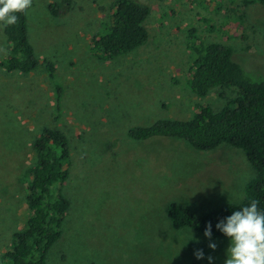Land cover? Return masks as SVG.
<instances>
[{
  "label": "rangeland",
  "instance_id": "obj_1",
  "mask_svg": "<svg viewBox=\"0 0 264 264\" xmlns=\"http://www.w3.org/2000/svg\"><path fill=\"white\" fill-rule=\"evenodd\" d=\"M113 1L32 0L28 34L41 67L30 75L0 70V232L21 228L28 216L23 170L34 156L31 140L47 126L67 136L72 159L61 187L69 208L47 264H207L195 260L194 248L223 264L227 239H215L214 252L193 229L200 243L188 241L191 229L174 227L166 209L174 203L200 217L241 203L253 178L243 151L199 152L178 139L135 142L126 133L158 119L191 120L196 103L222 106L218 92L200 99L186 85L189 27L230 47L251 79H264V9L246 10L242 0H138L151 9L147 44L101 63L89 40ZM4 41L0 25V59ZM45 63L55 68L51 79ZM55 86L62 88L58 108Z\"/></svg>",
  "mask_w": 264,
  "mask_h": 264
},
{
  "label": "trees",
  "instance_id": "obj_2",
  "mask_svg": "<svg viewBox=\"0 0 264 264\" xmlns=\"http://www.w3.org/2000/svg\"><path fill=\"white\" fill-rule=\"evenodd\" d=\"M255 4L264 9V0L241 1L246 10ZM28 9L16 13L18 20L15 24L2 25L5 41L0 70L5 73L30 75L41 67L36 56L37 48L28 34ZM150 10V6L142 1L114 0L107 20L99 23L89 40L91 56L101 63H111L145 46L149 39L145 24ZM49 11L56 17L58 5L51 4ZM203 22L209 25L207 19ZM262 24L264 37V22ZM184 33L188 51L186 85L189 91L200 99L218 92L222 106L214 109L210 105L196 103L191 120L158 119L147 126L129 128L126 136L135 142L178 139L199 152H210L223 145L243 151L253 170V178L244 187L241 203L226 204L200 217L174 203L166 209L174 227L193 229L203 236L205 224L211 222L214 239H226L215 230L214 225L219 219L252 200L259 201L258 207L264 210V79H251L233 60L230 47L203 41L193 27L184 30ZM44 66L49 78H53L54 66L51 63ZM227 91L232 96L228 97ZM54 92L58 108L62 88L55 86ZM116 142L117 139L113 143ZM30 147L34 156L22 176L28 216L21 228L16 230L10 226L6 232H0V264H47V251L61 237L62 224L69 208V203L61 194V187L69 178L72 160L67 136L60 129L43 126L31 140ZM1 173L0 186L5 185L2 179L6 177V172L2 176ZM0 189L5 190L4 187Z\"/></svg>",
  "mask_w": 264,
  "mask_h": 264
},
{
  "label": "clouds",
  "instance_id": "obj_3",
  "mask_svg": "<svg viewBox=\"0 0 264 264\" xmlns=\"http://www.w3.org/2000/svg\"><path fill=\"white\" fill-rule=\"evenodd\" d=\"M31 3L32 0H0V25L15 24L18 20L16 13H23ZM258 204L259 201L252 200L215 223V230L228 241L223 264H264V210ZM203 237L208 242L207 248L214 252L217 243L211 222L205 224ZM188 241L200 243L193 236L192 229ZM193 257L197 261L206 259L207 264H214L215 260L212 255L205 257L203 248H194Z\"/></svg>",
  "mask_w": 264,
  "mask_h": 264
},
{
  "label": "crops",
  "instance_id": "obj_4",
  "mask_svg": "<svg viewBox=\"0 0 264 264\" xmlns=\"http://www.w3.org/2000/svg\"><path fill=\"white\" fill-rule=\"evenodd\" d=\"M7 164H8V167H5V169H6V171H9V169H10V166H12V163H11V165H10V163L9 162H6ZM6 163H4V165L6 164ZM3 165V166H4ZM5 171H3L2 173H1V176H2V174L4 173ZM3 181H5V179H2Z\"/></svg>",
  "mask_w": 264,
  "mask_h": 264
}]
</instances>
